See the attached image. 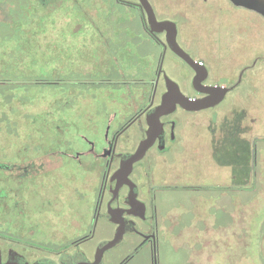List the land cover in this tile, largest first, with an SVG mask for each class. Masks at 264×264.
Instances as JSON below:
<instances>
[{
	"label": "rangeland",
	"instance_id": "374dc122",
	"mask_svg": "<svg viewBox=\"0 0 264 264\" xmlns=\"http://www.w3.org/2000/svg\"><path fill=\"white\" fill-rule=\"evenodd\" d=\"M151 1L153 4L161 2ZM163 2L168 4L170 13L178 12V15L170 16L177 22V41L192 43L193 56L213 68L211 81L227 82L230 73L235 75L239 66L255 58H260L263 63L257 75L247 76L253 89L244 96L246 99L240 100L244 105L249 104V107L241 106L247 111L239 109L240 102L237 101L234 104L238 106L230 107L232 97L229 95L221 107L207 114L192 115L176 131L179 148L175 160L168 167L158 163L153 173L150 171L149 185L152 187L158 184L194 186L216 183L222 186L216 194L179 189L157 195L162 201L159 205L161 240L157 264H264V18L233 6L229 0ZM38 6L34 3V10L15 14L14 25L19 29L12 41L1 27L11 22H0V52L7 50L14 57L6 55L4 59L0 54V161L10 162L20 154L30 155L37 151L33 149L34 145L41 140L49 142L53 136L65 138L66 144L61 145L63 151L74 153L88 149L87 142L78 140L82 135L94 140L99 149L103 143L102 134H94L91 126L96 125L100 132L106 123L105 116L97 115L96 111L101 106L113 111L121 101L120 92L112 89L101 92L95 87L91 91L73 92V85L64 81L66 76L97 79L109 69H123L132 74L143 70L147 63L137 53L125 51L133 47L136 35L128 28H140L135 10L116 6L114 0H62L53 11ZM185 10L190 19L189 28L184 26L185 22L181 23ZM118 26L126 30L123 34L125 41L121 49L108 57L105 45L99 42L102 36L111 47L114 46ZM97 29L102 31L101 35L92 32ZM107 30H111V34H105ZM142 37L144 46L156 52L149 39L144 34ZM16 57L21 61L17 63ZM102 57L106 60L101 66L98 59ZM46 78L56 79L59 84L52 87L31 82ZM15 80L25 84H17ZM243 89L239 91L240 96L244 94ZM106 94H113L111 98L116 101L107 102ZM75 102L82 105V111L90 117L92 115V123L73 125V120L77 121L75 118L79 117L73 111ZM59 109L63 113L49 121L59 118L68 123L67 126L58 124L60 129L52 135L44 133L38 139L40 135L37 137L35 130L40 129L33 118L37 115L38 121L43 120L44 111ZM81 160L84 162L85 157ZM80 165L78 161H67L57 173L62 181L64 178L66 181L73 179V193L66 191L77 216L73 219V238L83 233L85 223L78 217L90 211L94 200V189L88 186L91 175ZM26 198L30 205L27 209L37 204L38 198L34 194L23 197ZM236 202L253 205L247 210L248 215L236 208ZM229 208L237 213L239 210L241 214L231 218ZM33 216L36 221H42L41 214ZM168 218L170 225L172 221L174 225H171L173 241L169 237L170 228L166 227ZM43 226V231L49 233L48 226ZM71 226L66 220L59 228L62 232ZM42 233L34 240L43 239L40 237ZM101 236L88 246L92 248ZM214 243L217 244L215 249ZM118 261L114 259L112 262L109 255L105 258V264H117ZM125 264H153L148 247H142Z\"/></svg>",
	"mask_w": 264,
	"mask_h": 264
},
{
	"label": "flooded vegetation",
	"instance_id": "af4514ba",
	"mask_svg": "<svg viewBox=\"0 0 264 264\" xmlns=\"http://www.w3.org/2000/svg\"><path fill=\"white\" fill-rule=\"evenodd\" d=\"M147 1L157 22L167 21L175 24L177 46L190 63L197 66V69L188 65L169 47L166 42L167 30L165 27H149L146 15L138 0L133 2L114 0L116 6L133 9L138 14L140 28L139 30L128 28L136 35L133 38V47L127 48L125 51L129 54L133 51L139 57L142 56V59L147 61L146 66L143 67V70L140 69L132 74L126 73V70L123 69H109L101 73L97 79H92L91 76H66L67 80L64 81L68 85H73V92L91 91L93 87L101 92L109 89L120 92L121 101L113 111L107 110L103 106L96 111L97 115L105 116L106 123L103 131L100 132L96 129V125L91 126L94 134L97 133L99 136L100 133L102 134L103 143L99 145V149L95 147L94 140L82 135L78 137V140L87 142L90 145L88 149L84 152L77 150L74 153L73 151H63L61 145L66 144L65 138L53 136L49 142L41 140V143L38 142L37 145H34L35 147L32 148L37 151L30 155L29 153L20 154L10 162L1 159L0 264H93L99 245L115 239L117 235L120 237L119 241L114 247L103 252L100 264H105V258L108 255L112 262L117 259L119 260L117 264H125L142 247H148L152 263L157 264V252L161 240L159 205L162 202L157 195L179 189L213 192L214 194L221 191L219 183L196 184L194 186L158 184L152 187L151 184L149 185L150 171L153 173V169L158 167V163L168 167L169 163L175 160V155L178 153L176 150L179 148L176 131L192 115L207 114L206 112L221 107L220 105L229 95L230 98L232 97L229 103L230 107L238 106L235 104L240 102L239 109L246 110L241 106L249 107V104L244 105L240 100L249 95L253 89L247 76L257 75L261 71L263 61L260 58H255L251 62L242 64L238 67L235 75L231 73L228 75L227 82L211 81V76L214 75L213 68L193 56L194 47L190 46L192 43L183 44L182 41H177L179 36L177 22L170 16L178 15V12L170 13L168 4L163 0L158 4H153L151 0ZM34 3L38 4V7L53 11L57 5L62 3V0H0V22L7 20L11 22V24L1 27L4 28L3 32L11 41L19 29V26L14 25L15 14L34 10ZM32 4L33 9H31ZM187 14L188 11L185 10L181 16L183 19L181 23L185 22V27H189L185 25L190 20ZM92 32H97L99 35L102 33L100 29ZM125 32L124 28L118 26V38H115V45L112 47L101 36L99 43L102 46L105 45L108 57L109 54L113 56L114 51L122 48ZM104 33L111 34V30ZM142 34L149 39L156 52H152L149 47L144 46ZM2 51L0 54H3L4 59L6 55H13L7 50L3 49ZM12 58L14 57L12 56ZM16 59L17 63L21 61L19 57ZM105 60L106 57L99 58L98 64L102 66ZM167 80L174 82L184 97L192 100L203 99L204 103L207 102V97L212 96L209 94L215 93L219 88L226 92L224 98L215 106L196 112L186 111L174 101L175 107L165 111L159 117L160 129L157 128L153 136L151 133L150 147L142 159L132 165L131 171L127 175L117 174L124 156L133 154L138 145L147 139L149 132L147 115L151 110L157 108L162 103L163 97L169 93ZM14 82H18V80ZM31 82L34 85H37L36 82H42V84L52 87L59 84L58 80L49 78L41 81L31 80ZM17 84L24 85L25 83L23 81ZM241 89L244 90V94L240 96ZM69 92L68 90L67 93ZM112 95H105L107 102L114 103L116 101L115 98H111ZM73 97H75V93ZM234 102L236 103L234 104ZM82 109V105L75 102L73 111L79 117L75 118L77 121L73 120V125L80 122L87 126L93 122L92 115L90 117ZM61 113H63L61 109L47 110L43 112V120L38 121L37 115L33 118V122L37 123L36 126L40 129L35 130L37 137L40 135L38 139L42 138L41 135L44 133L52 135L56 129H60L58 124L67 126L68 123L59 118L56 121H49L50 118ZM60 116L63 117V115ZM58 134L56 133V135ZM84 157V162H81V158L84 159ZM67 161H78L81 164L82 170L91 175L90 182L88 179L86 180L89 182L88 186L94 189V200H92L90 211H86L78 217L85 224H83V233L76 238H73V219H76L77 216L73 212L71 196L66 197L67 190L70 194L73 193V179L70 178L66 181L64 178L62 181L60 175L57 174ZM29 193L38 198L37 204L31 209H27L30 206L27 198L23 199ZM36 213L42 215V221H36L33 216ZM170 218L166 221V227L170 228V233H168L170 241H173L171 232L173 221L170 225ZM66 220L72 226L69 229L64 228L61 232L60 223ZM43 225L48 226L49 233L43 231ZM41 231L43 233L40 237L43 239L35 241L34 239ZM99 235L102 236L90 248L88 244ZM216 246L217 244L214 243V249Z\"/></svg>",
	"mask_w": 264,
	"mask_h": 264
},
{
	"label": "water",
	"instance_id": "95a60500",
	"mask_svg": "<svg viewBox=\"0 0 264 264\" xmlns=\"http://www.w3.org/2000/svg\"><path fill=\"white\" fill-rule=\"evenodd\" d=\"M138 1L146 15V21L149 27L152 26L165 27L167 30L166 42L169 45V47L180 57H182L187 62L188 65L196 68L197 66L195 67V65H192L188 60V58L185 56V54L181 52V50L177 46L175 24L167 21L157 22L148 1L147 0H138ZM229 2L235 7L252 11L258 14L259 16H261L262 18H264V0H229ZM167 84H168L169 93L163 97L162 103L157 108L151 110L147 115V125L149 127V132L147 133V139H145L138 145L136 151L133 154H128L124 156V158L122 159V163L120 165V170L119 172H117V174L121 173V175L122 174L127 175L131 171L132 165L142 159L145 152L150 147L154 131L157 128L158 130L160 129L159 117L161 116L162 113H165V111L172 110L175 107L176 104L175 102H177L180 105V107L186 111L196 112L208 107L215 106L218 102H220L224 98L226 92L224 89L219 88V90L215 91V93L213 94L210 93L209 95L212 96L207 97V102L204 103L203 99L192 100L184 97L179 92L178 87L174 82L167 80ZM151 133L152 136H150ZM119 239L120 237L117 235L115 239L101 243L97 248L95 255V262L93 264H100L103 252L114 247L116 243L119 241Z\"/></svg>",
	"mask_w": 264,
	"mask_h": 264
},
{
	"label": "crops",
	"instance_id": "0c3cea01",
	"mask_svg": "<svg viewBox=\"0 0 264 264\" xmlns=\"http://www.w3.org/2000/svg\"><path fill=\"white\" fill-rule=\"evenodd\" d=\"M174 14H175V13H174ZM189 21H190V20H188L187 23H186L185 25H188V24H189ZM188 28H189V27H188ZM252 161H253V160H252ZM220 168H223V167H220ZM252 168H253V166H252ZM219 184H220V183H219ZM220 187H222L221 184H220ZM228 189H231V186L228 187ZM241 190L243 191V189H241ZM233 191H237V190H234V189H233ZM218 206H219V205H218ZM218 206H217L216 209H218ZM252 206H253L252 204L248 206L247 204H243V205H242V204H239L238 202H236V208H237V209L240 208V209L242 210V214H245V215H248V211H247V210H248V209L251 210V209H252ZM234 207H235V206H234ZM234 207H233V208H234ZM244 210H245V211H244ZM238 213L241 214V212H239V210H238ZM238 213H237V210L235 211V209L229 208L228 215H229L231 218H232L233 216L236 217V215L238 216ZM243 216H244V215H243ZM214 219H216L215 216H214Z\"/></svg>",
	"mask_w": 264,
	"mask_h": 264
},
{
	"label": "trees",
	"instance_id": "16d2710c",
	"mask_svg": "<svg viewBox=\"0 0 264 264\" xmlns=\"http://www.w3.org/2000/svg\"><path fill=\"white\" fill-rule=\"evenodd\" d=\"M253 160H254V158H253ZM252 166H254V161H252Z\"/></svg>",
	"mask_w": 264,
	"mask_h": 264
}]
</instances>
